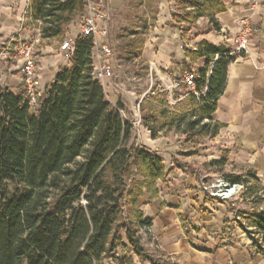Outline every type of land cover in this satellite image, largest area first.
Segmentation results:
<instances>
[{
  "label": "trees",
  "instance_id": "1",
  "mask_svg": "<svg viewBox=\"0 0 264 264\" xmlns=\"http://www.w3.org/2000/svg\"><path fill=\"white\" fill-rule=\"evenodd\" d=\"M175 3L172 26L183 37L201 18L220 30L216 15L226 11L225 1ZM86 5L87 0H30L26 18L39 26L42 40L63 41ZM126 9L120 50L133 61L141 59L157 19L144 0H129ZM94 45L92 36L77 38L70 67L56 74L34 109L24 101L25 89L13 93L0 88V264H167L142 243L141 233L153 222L139 201L145 194L150 202L157 199L179 167L167 171L159 156L131 144L133 125L120 112L123 103H109L94 75ZM231 53L205 41L196 48L184 46L185 60L176 69L182 73L198 66L199 96L176 90V104L167 93L144 98L141 124L153 140L167 131L181 133L187 141L220 134L225 125L213 115L229 66L237 60ZM227 181L255 197V211L244 219L264 239V185L256 172Z\"/></svg>",
  "mask_w": 264,
  "mask_h": 264
},
{
  "label": "crops",
  "instance_id": "2",
  "mask_svg": "<svg viewBox=\"0 0 264 264\" xmlns=\"http://www.w3.org/2000/svg\"><path fill=\"white\" fill-rule=\"evenodd\" d=\"M91 1L102 6L108 14V29L114 19V13L122 10L126 3V0ZM144 1L146 6L147 0ZM223 1L226 2L227 9L216 15L219 31L212 28L207 18H201L197 22V28L183 37L181 32L172 26V13L176 11L175 0H157V20L149 33L141 58L151 66L153 73L167 83L171 81V76L178 77L181 73L176 66L185 60V45L196 48L205 41L233 52L236 50L242 29L241 21L248 18L254 27V34L244 53L246 57H238L229 66L226 88L213 115L214 120L225 127L213 140L228 145V151L230 144L236 143L237 149L255 155V149L258 148L255 136L264 134V0ZM29 3L30 0H0V51L23 23ZM32 27L37 28L35 35L31 33ZM80 35L78 18L67 27L64 40L76 41ZM25 37L42 43L38 53L35 52L38 62L37 91L42 96L56 74L70 67V59L60 50L64 40H42L39 26L36 24L26 25ZM111 79H103L100 82L105 92L108 91L106 93L114 96L112 102L107 101L116 106L119 103L115 95L117 89ZM22 87L23 80L16 62L11 57L2 59L0 88L20 93ZM146 96L147 93H144L139 99V105ZM121 103L124 104L123 101ZM139 123L142 128L140 145L159 154V148L164 146L165 140H153L150 132ZM259 149L264 152L262 145ZM180 180L181 183L167 185L166 191L161 189L159 197L154 201L150 202L146 194L139 201L145 217L153 222L147 232L141 233L147 252L167 264H264L261 254H255L253 248L249 247L245 234L234 227L231 230L225 228L224 222L229 219V213L214 212L213 208H219L208 204L201 193H197L200 205L205 203V207H209L211 211L210 215L195 210L196 202L189 204L192 208L189 214H185L181 206L186 205L183 198L186 197L187 191L182 183H195L197 179L181 175ZM183 219H186L184 225L188 233L183 228Z\"/></svg>",
  "mask_w": 264,
  "mask_h": 264
},
{
  "label": "rangeland",
  "instance_id": "3",
  "mask_svg": "<svg viewBox=\"0 0 264 264\" xmlns=\"http://www.w3.org/2000/svg\"><path fill=\"white\" fill-rule=\"evenodd\" d=\"M128 2L129 0H127L122 10L114 13V19L111 20L109 28L108 39L114 51V70L111 83L116 86L117 91H115V95L119 102H124V118L129 120L133 125L131 144H133L134 147H140L147 150V147H142L140 145V131L142 128L138 125L140 124L139 122H141L140 105L138 104V101L144 93H147L146 97L152 94L164 95L167 93V98L169 100L170 92L174 91L172 89L169 91V88H171L177 77L171 76V81H167L166 83L161 77L153 73L151 66H149L143 58L128 61L123 57L124 52L120 50L123 44L119 39V33L123 27L128 25V21L125 18ZM145 7L151 17L158 14L157 0H147ZM36 30L37 28L32 27V35H35ZM32 35L31 37H33ZM41 44L42 43L40 42L35 43L36 53H38ZM197 69L198 66H195L194 70L196 71ZM23 90L24 87L21 88V92ZM106 92L107 100L112 102L114 96H111ZM158 139H164L166 142L164 146L159 148V154H156V152L151 150L148 151L156 154L164 161L167 171L174 166L179 167L174 174H171L168 177L167 185L181 183V175H187L191 179H197L190 175L187 170H193L200 176L195 183H182L187 191L186 197L183 198L186 205L184 207L181 206L185 214H189V210L192 208L189 207V204H191V202H196L197 207L194 208L195 210L200 211L201 214L205 213L210 215L211 211L209 207H205V203L204 205H200L197 193H201L208 204H214L216 208H219L217 210L210 207L213 208L212 210L214 212H217V214L229 213V219H225L224 222L225 228L230 230L232 227L239 229V232L245 234L249 247L253 248L255 254H259L262 251L264 252V239L256 235L254 229L248 227L247 222L244 219L245 213L255 211V197L245 195V189L242 187L238 194L231 200L223 202L219 201L216 197H212L210 192L208 193L204 190L205 186H218L220 183H224L225 180L227 181V179L233 180L238 176H247L249 171L256 172L260 184L264 185V152L262 153V149H259L261 145L264 147V134L255 136V144L258 145V148L255 149V155H251L242 149H237L236 143H231L229 147L230 151H228L226 149L228 148V145L217 143L210 138H194L187 141V138L184 135L175 131H167ZM223 158H226L227 162L219 163L222 162ZM254 184L255 182L252 180L250 185ZM166 188L162 187L161 189L162 191H166ZM143 238L146 239L144 235ZM255 240H257V245H255ZM124 243L126 244L125 239ZM261 256L263 257V255Z\"/></svg>",
  "mask_w": 264,
  "mask_h": 264
},
{
  "label": "built area",
  "instance_id": "4",
  "mask_svg": "<svg viewBox=\"0 0 264 264\" xmlns=\"http://www.w3.org/2000/svg\"><path fill=\"white\" fill-rule=\"evenodd\" d=\"M79 19L81 35L92 36L94 38L93 67L95 77L99 80L111 79L114 70V51L108 39V14L102 6L96 5L91 0H87L85 13ZM28 24H30V22L25 16L17 32L5 42L4 48L0 51V62L7 57H11L16 62L25 89L24 101L30 108L34 109L37 106L38 98L41 97V94L37 91L38 62L35 55L36 42L25 37V28ZM241 27L242 29L237 41L236 50L231 53V55L237 58L241 57V55L247 51V47L254 34V27L248 18H244L241 21ZM75 42L76 41L66 39L60 46V50L68 59L71 58L75 51ZM195 80V71H184L180 73L171 88H169V91H171V89L174 90L169 94L171 103H177V101L173 99V93L176 90H180L182 93L192 92L199 96V94L195 92ZM120 112L122 116L125 117V111L121 110ZM241 188L242 186L232 185L225 180L224 183H220L218 186H205L204 190L208 193L210 192V195L216 197L219 201L227 202L237 195ZM229 264L235 263L230 262Z\"/></svg>",
  "mask_w": 264,
  "mask_h": 264
}]
</instances>
